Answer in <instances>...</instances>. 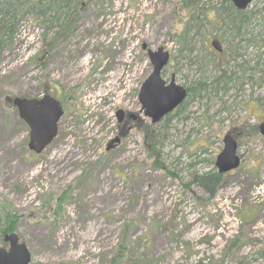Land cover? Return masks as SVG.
<instances>
[{
  "label": "rangeland",
  "instance_id": "rangeland-1",
  "mask_svg": "<svg viewBox=\"0 0 264 264\" xmlns=\"http://www.w3.org/2000/svg\"><path fill=\"white\" fill-rule=\"evenodd\" d=\"M78 8L74 32L48 51L60 22L45 40L25 15L1 57L0 211L15 221L5 233L0 219V249L14 236L29 264H264V0L237 16L227 0ZM142 45L170 54L162 79L187 91L156 125L138 101L152 72ZM44 85L71 100L35 155L6 100L39 99ZM118 111L139 129L129 122L120 136ZM228 133L240 165L218 175Z\"/></svg>",
  "mask_w": 264,
  "mask_h": 264
},
{
  "label": "water",
  "instance_id": "water-1",
  "mask_svg": "<svg viewBox=\"0 0 264 264\" xmlns=\"http://www.w3.org/2000/svg\"><path fill=\"white\" fill-rule=\"evenodd\" d=\"M236 11H245L252 0H229ZM211 47L221 53L218 41L211 42ZM141 49H146L142 45ZM152 66V73L141 85L138 99L143 116L149 118L152 124H157L166 115L175 110L186 98V91L175 85L172 75L168 84L161 79V71L167 65L169 54L162 48L155 52H146ZM18 117L29 129L27 149L40 154L57 135V124L62 117L60 104L50 98L37 99L15 98L12 100ZM121 112L117 113L118 122ZM259 134L264 138V123L259 126ZM223 148L215 159L217 174L224 175L238 168L240 159L236 155L237 144L229 135L222 139ZM3 241L9 244L8 249H0V264H29L30 256L25 247L18 244L14 236H4Z\"/></svg>",
  "mask_w": 264,
  "mask_h": 264
},
{
  "label": "trees",
  "instance_id": "trees-1",
  "mask_svg": "<svg viewBox=\"0 0 264 264\" xmlns=\"http://www.w3.org/2000/svg\"><path fill=\"white\" fill-rule=\"evenodd\" d=\"M81 1L82 0H0V62L3 53L12 46L17 27L19 26L18 24L25 15L30 14V21L43 27L45 40L46 33L52 32L51 28L53 24L60 22L57 33H51L52 36L48 39V44H45L47 46L46 50L48 51L54 44L65 39L69 33L74 32L76 23L75 17ZM227 1L229 2V0ZM71 12H73V14H70ZM232 14L235 16L240 15V13L235 10H232ZM220 19L221 16L217 15L216 20L221 21ZM226 20H228L227 26H234V20L230 18ZM222 22L224 23V20H222ZM183 37L184 32L181 33L180 39ZM44 87H46V85H44ZM67 98L71 100L69 97ZM0 219L3 220V232H9L13 227L15 217L11 218L10 216H4L0 211ZM12 220L13 222L7 228L8 222ZM133 264L142 263H136V261H134Z\"/></svg>",
  "mask_w": 264,
  "mask_h": 264
},
{
  "label": "flooded vegetation",
  "instance_id": "flooded-vegetation-1",
  "mask_svg": "<svg viewBox=\"0 0 264 264\" xmlns=\"http://www.w3.org/2000/svg\"><path fill=\"white\" fill-rule=\"evenodd\" d=\"M46 94L49 95L50 97L55 98L61 104L62 109H63V112H64L63 106L66 105V104H68L70 102V100L67 99V98H66V100H64L62 98V96L56 90L51 89L47 85H46V87H43L42 96L43 95H46ZM123 117H124L125 120L123 121L122 126L120 128L118 127V129H119V135L120 136L123 135V133L125 132V130H123V129L126 126H128L129 122L132 124L133 128L139 129V125H140L139 120H137V121H130L129 114L128 113L126 114L125 112H123L122 120H123ZM136 118H138L137 115H136V117H133L132 120H135Z\"/></svg>",
  "mask_w": 264,
  "mask_h": 264
}]
</instances>
